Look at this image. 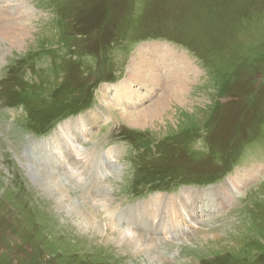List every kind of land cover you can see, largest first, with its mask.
I'll return each mask as SVG.
<instances>
[{"label":"rangeland","instance_id":"rangeland-1","mask_svg":"<svg viewBox=\"0 0 264 264\" xmlns=\"http://www.w3.org/2000/svg\"><path fill=\"white\" fill-rule=\"evenodd\" d=\"M77 16L99 25L88 36L66 31ZM75 72L97 84L90 105L69 114L86 92L65 100L55 89ZM179 77L185 93L173 97ZM143 112L142 124L127 120ZM235 126L256 134L228 169L220 148ZM61 146L97 160L96 175L78 180L66 161L33 156ZM134 215L157 230L133 227ZM47 257L264 264V0H0V264Z\"/></svg>","mask_w":264,"mask_h":264},{"label":"bare ground","instance_id":"bare-ground-1","mask_svg":"<svg viewBox=\"0 0 264 264\" xmlns=\"http://www.w3.org/2000/svg\"><path fill=\"white\" fill-rule=\"evenodd\" d=\"M27 6V5H26ZM21 26V25H20ZM24 26V25H23ZM22 27V26H21ZM27 30V29H26ZM166 54H168L167 53V51H165V53L164 54H161V55H166ZM183 59V58H182ZM143 61V60H142ZM141 61V62H142ZM140 62V63H141ZM188 62V61H187ZM136 63V62H135ZM140 63H136L137 64V68H139L140 69V71H141V69L143 68V69H146V68H144L143 67V65H141ZM146 64V63H145ZM147 65H149V64H147ZM146 66V65H145ZM187 66V65H186ZM195 67V66H194ZM134 68V67H133ZM188 68L190 69L191 67H189L188 66ZM142 69V70H143ZM147 74V73H146ZM148 76V75H147ZM181 79V80H180ZM184 85H185V83H184V81L182 80V78L181 77H179V79L176 81L175 80V82L172 84V85H170L167 89H169L168 90V93L170 94V95H172L173 97H179V96H182L184 93H185V89H183L184 88ZM117 91H118V99L119 100H122L123 98H124V96L126 95V93H125V90H122V88H118L117 89ZM168 94V95H169ZM136 97V96H135ZM162 99H163V97H162ZM164 100V99H163ZM160 106H161V104H160ZM165 110V109H164ZM160 111V110H159ZM126 114H128V112H125L124 111V113H123V115H125L126 116ZM148 115H149V113H147V112H143L142 114H138V115H133V114H130L129 115V119H127V120H129L131 123H133V124H136L137 123V125L138 124H142V121L145 119H147L148 118ZM150 117V116H149ZM128 118V117H127ZM77 124L78 123H76V122H73V123H71V124H69L66 128H73V127H75V128H77ZM62 127V126H61ZM67 131V130H66ZM68 132V131H67ZM67 134V133H66ZM66 136V135H65ZM74 138H75V136L72 138V137H70L69 139L70 140H72V142L73 141H75L74 140ZM42 146V145H41ZM72 146V145H71ZM49 148V147H48ZM47 148V149H48ZM68 150H70V151H68ZM44 151V150H43ZM42 151V152H43ZM45 151H47V150H45ZM43 153H45V152H43ZM48 155L47 156H43V157H41V152H39V153H35L33 156L34 157H37V156H39L40 157V159H42V161L44 162V163H46V164H48V165H51V166H55L56 168L58 167V165H60V167L62 168V167H64V161H66L67 162V164L71 167V169H72V175H73V177H75V178H77L78 180H83V176H86V178L88 177V176H90V173H93L92 175H96V173H97V171H98V169H99V165L96 163L97 162V160L95 161V164H93L92 162H90L91 160L88 158L89 157V155L87 156V157H85L84 156V153H85V151L83 152V155L82 154H78V153H74L73 151H72V148H70V147H65V146H61L60 147V149H56V150H54V149H51L50 151H47L46 152ZM111 154V153H110ZM67 156H69L70 157V160L69 161H71L70 163H69V161H68V159H67ZM91 156H92V154L90 155V158H91ZM93 158V157H92ZM59 160H61V161H63V162H61V161H59ZM66 164V165H67ZM65 165V166H66ZM67 165V166H68ZM52 168H54V167H52ZM67 168V167H66ZM63 171H65V168L63 169ZM68 171H69V169H68ZM38 172H41V171H38ZM66 172V171H65ZM70 173H71V171H70ZM68 174V173H67ZM68 175H70V174H68ZM99 177V176H98ZM100 178V177H99ZM85 179V178H84ZM61 180V179H60ZM98 180V179H97ZM56 181H57V179L56 180H50L49 182H48V185L53 189V184L55 185V186H59L60 185V183L58 182V184L56 183ZM61 182V181H60ZM64 183V182H63ZM210 189V188H209ZM54 190V189H53ZM59 190V189H58ZM58 190L56 191V192H58ZM69 190V189H68ZM102 192H103V190L102 189H100ZM203 190V189H202ZM214 191V190H213ZM57 194V193H56ZM66 194V193H65ZM197 194V193H196ZM59 195V194H58ZM162 195H164V194H162ZM209 195V194H208ZM159 196H161V195H157V197H159ZM168 196V195H167ZM67 197V196H66ZM95 198V197H94ZM93 198V199H94ZM169 198H170V196H169ZM168 198V199H169ZM205 198V197H204ZM159 199H161V198H157V199H153L154 201H158ZM167 199V198H166ZM167 199V200H168ZM64 200V199H63ZM163 201V200H162ZM171 200H168V201H165L166 203H169ZM159 202V204H160V201H158ZM178 202V201H177ZM62 203V202H61ZM64 203V202H63ZM176 203V202H175ZM110 205V203L108 204V206ZM176 205V204H175ZM178 205V204H177ZM153 206V205H152ZM161 206V205H160ZM70 207V206H69ZM68 208V207H67ZM72 208V207H71ZM153 209H157V208H153ZM159 209V208H158ZM69 210V213L71 214V213H74V215H76V216H78V217H80V218H83L86 222H87V225L89 226V227H91V228H94V223H92L93 221L89 218V217H85L86 215H84V213L83 212H81L80 210H78V209H74V210H72V209H68ZM119 213V212H118ZM136 212H134V213H132V215L133 214H135ZM185 213V212H184ZM145 214V213H144ZM186 214V213H185ZM190 215V214H189ZM185 216L184 218L186 219V221L188 220V219H192V217H190V216ZM120 216V215H119ZM129 216V215H128ZM180 216V215H179ZM160 217V216H159ZM190 217V218H189ZM139 218H141V217H139V216H132L131 218H129L128 219V222H130L131 224H132V226L133 227H136L138 224H141V225H143V227H144V229H145V226L146 225H150V227H152V228H155L156 227V225H152L153 223H154V219L153 218H149V217H146L145 216V219L143 220V221H141ZM120 219H122V216L120 217ZM92 221V222H91ZM158 221H159V219H156V223H158ZM170 221V220H169ZM95 222V221H94ZM162 223H165L166 225H165V227H166V229H168L170 226H172V224L171 225H169V223L167 222V221H163ZM184 223V222H183ZM183 223H181V222H178V224H177V227H179L180 225H184ZM84 224H86V223H84ZM160 226V225H159ZM99 227V226H98ZM174 227V226H173ZM138 228V227H137ZM148 228V227H147ZM180 228V227H179ZM156 229V228H155ZM170 229V228H169ZM181 229V228H180ZM146 230V229H145ZM157 230V229H156ZM170 231V230H169ZM162 233V232H161ZM134 240H131V242H133L134 244H138L139 242H141L139 239H140V237L138 238V237H132ZM121 242V241H120ZM123 242V241H122ZM166 242V241H165ZM155 244H159V241H157V240H155ZM141 246H143L142 245V242L140 243V245H139V247H141ZM138 247V248H139ZM154 256H156V258H157V262H159L160 261V257H159V255H154ZM153 257V256H152ZM161 263V262H160Z\"/></svg>","mask_w":264,"mask_h":264},{"label":"trees","instance_id":"trees-1","mask_svg":"<svg viewBox=\"0 0 264 264\" xmlns=\"http://www.w3.org/2000/svg\"><path fill=\"white\" fill-rule=\"evenodd\" d=\"M109 15V11L108 14ZM70 26H66V31L71 32L72 34H80L83 36H88L89 33H92L94 31V28L99 25L98 21H93L90 18L87 19H82L80 18V16H77L73 19V21L70 22ZM102 50V48H100ZM17 67V64H14L10 67L9 69V74H11V76L13 75V71L15 70V68ZM105 68V66L103 65V69ZM73 71V70H72ZM70 71V72H72ZM96 73H100V71H94V74ZM84 77V78H83ZM73 79L75 80V84L70 82L72 85L70 86V84H61L59 85L56 89H55V95L61 96L62 99L67 100V98L69 96L72 95V93H75V91H79V90H84L87 94L86 99L82 102L81 106H74L72 108V110L69 112V114H72L73 112H76L82 108H87L90 105V102L92 100L91 96H92V89L96 86L97 81L94 77V75L92 74H86V75H80L78 72H75L73 74ZM62 91L63 94L60 92ZM54 95V96H55ZM244 98H241L240 100H238L239 102H243ZM66 114L68 113H61L60 116H66ZM240 127V126H239ZM232 129L228 130V136L227 138H229V140L232 138L231 141H229L228 143H225L221 146L220 149H225L227 150V155L229 156L226 159L225 164L228 165V169L231 166H234L235 164L238 163V157L235 156V154H233L235 149H238V146L242 145L246 140H248V142L250 141L248 138L251 137L253 138V136L256 133H252L251 135H247L246 132L244 133H240L239 132V128L237 126L235 127H231ZM257 129L256 127H254V130ZM252 130V131H254ZM247 135V138L245 139ZM208 152H211V149H208ZM223 172H227L226 169L223 168ZM214 180V178L211 181H205V182H212ZM195 182V181H193ZM202 182V181H201ZM204 183V182H202ZM33 264V263H32ZM40 264H52L51 260L49 259V257L47 258H43V261Z\"/></svg>","mask_w":264,"mask_h":264}]
</instances>
